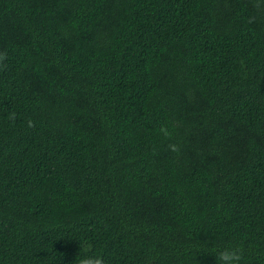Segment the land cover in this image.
<instances>
[{
    "label": "trees",
    "instance_id": "obj_1",
    "mask_svg": "<svg viewBox=\"0 0 264 264\" xmlns=\"http://www.w3.org/2000/svg\"><path fill=\"white\" fill-rule=\"evenodd\" d=\"M0 53V264H264V0H0Z\"/></svg>",
    "mask_w": 264,
    "mask_h": 264
},
{
    "label": "clouds",
    "instance_id": "obj_2",
    "mask_svg": "<svg viewBox=\"0 0 264 264\" xmlns=\"http://www.w3.org/2000/svg\"><path fill=\"white\" fill-rule=\"evenodd\" d=\"M6 59V53H0V61H3ZM160 131L165 135L168 136L169 133L166 128H161ZM169 150L176 152L179 149L175 144H170ZM90 251V245H83L81 247V252L83 255H81V258L78 261V264H104L103 258L99 255H89ZM217 258L220 261V264H238V262L241 260V250L239 248L236 249H224L217 253Z\"/></svg>",
    "mask_w": 264,
    "mask_h": 264
}]
</instances>
